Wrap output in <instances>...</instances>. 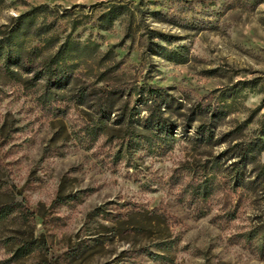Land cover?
Returning <instances> with one entry per match:
<instances>
[{
	"label": "rangeland",
	"instance_id": "obj_1",
	"mask_svg": "<svg viewBox=\"0 0 264 264\" xmlns=\"http://www.w3.org/2000/svg\"><path fill=\"white\" fill-rule=\"evenodd\" d=\"M38 5L99 63L0 72V264H264V0H0V26Z\"/></svg>",
	"mask_w": 264,
	"mask_h": 264
},
{
	"label": "trees",
	"instance_id": "obj_2",
	"mask_svg": "<svg viewBox=\"0 0 264 264\" xmlns=\"http://www.w3.org/2000/svg\"><path fill=\"white\" fill-rule=\"evenodd\" d=\"M47 11V5H38L17 16L12 24L0 26V72H5L11 78L19 80L21 70L27 73L34 71L35 81L44 80L51 87L65 88L73 81L74 72L80 65L88 62L99 63L97 51L93 46L73 39L71 34L58 45V37L49 34L51 25L48 24ZM73 15H66V17ZM69 20L72 24V32L83 24L80 19ZM104 20L103 22L109 20L108 15L104 17ZM52 48L55 50L52 51ZM137 94L143 104L149 108L150 106L156 107L151 110L146 119L147 128L152 126L158 133H171L172 124H169L168 119L164 117L166 109L161 107L167 102L163 89L154 85H145L137 90ZM90 96V92L84 91L79 93L77 100L85 104ZM113 102L114 97L109 95L106 101L100 104L106 118H109L113 110ZM211 110L208 109V112ZM100 126L102 129V125ZM211 131L208 129L204 132L211 135ZM254 151L252 143V145L241 148L236 154L241 157L242 161H248L254 158ZM261 228L262 243L259 249L264 252V225Z\"/></svg>",
	"mask_w": 264,
	"mask_h": 264
}]
</instances>
